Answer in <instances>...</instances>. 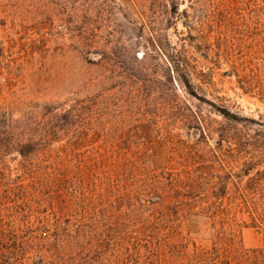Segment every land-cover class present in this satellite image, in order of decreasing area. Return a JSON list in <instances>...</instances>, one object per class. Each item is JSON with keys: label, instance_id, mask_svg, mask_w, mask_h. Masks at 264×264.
Segmentation results:
<instances>
[{"label": "rangeland", "instance_id": "obj_1", "mask_svg": "<svg viewBox=\"0 0 264 264\" xmlns=\"http://www.w3.org/2000/svg\"><path fill=\"white\" fill-rule=\"evenodd\" d=\"M4 112L0 264H264V0H0Z\"/></svg>", "mask_w": 264, "mask_h": 264}, {"label": "trees", "instance_id": "obj_2", "mask_svg": "<svg viewBox=\"0 0 264 264\" xmlns=\"http://www.w3.org/2000/svg\"><path fill=\"white\" fill-rule=\"evenodd\" d=\"M7 115L8 114L4 112V116L6 118H8V119L6 120V122L4 123V125L0 128V138L1 137H9L10 134H9L8 130L10 128V124H13L14 123V121L11 118L9 119V117ZM5 149H6V147H5ZM18 154L20 155V153H18Z\"/></svg>", "mask_w": 264, "mask_h": 264}]
</instances>
